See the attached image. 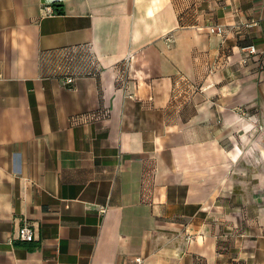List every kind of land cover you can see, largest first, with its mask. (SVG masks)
<instances>
[{"label":"crops","instance_id":"obj_1","mask_svg":"<svg viewBox=\"0 0 264 264\" xmlns=\"http://www.w3.org/2000/svg\"><path fill=\"white\" fill-rule=\"evenodd\" d=\"M0 264H264V0H0Z\"/></svg>","mask_w":264,"mask_h":264},{"label":"built area","instance_id":"obj_2","mask_svg":"<svg viewBox=\"0 0 264 264\" xmlns=\"http://www.w3.org/2000/svg\"><path fill=\"white\" fill-rule=\"evenodd\" d=\"M212 30L213 31L215 30L217 33L220 34L223 33L222 26L212 27ZM241 50L243 51L242 57L240 59L241 64H246L251 60H257L259 65L258 67L262 66V63L259 61V59L261 58V52L257 49V47L254 44L243 46L241 47ZM132 59H133V54H128L125 60L129 63L131 62ZM104 114H106L105 111ZM18 238L21 240H32L33 230L27 225L21 226L18 230ZM136 260L137 262H140L139 258H137Z\"/></svg>","mask_w":264,"mask_h":264},{"label":"trees","instance_id":"obj_3","mask_svg":"<svg viewBox=\"0 0 264 264\" xmlns=\"http://www.w3.org/2000/svg\"><path fill=\"white\" fill-rule=\"evenodd\" d=\"M63 10L61 7L56 8V12L61 13Z\"/></svg>","mask_w":264,"mask_h":264}]
</instances>
